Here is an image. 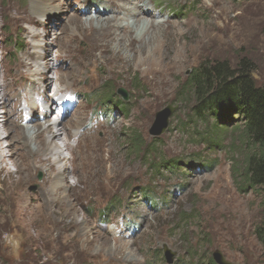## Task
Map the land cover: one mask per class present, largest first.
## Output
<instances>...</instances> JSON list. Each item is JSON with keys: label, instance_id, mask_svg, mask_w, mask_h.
I'll return each mask as SVG.
<instances>
[{"label": "rangeland", "instance_id": "obj_1", "mask_svg": "<svg viewBox=\"0 0 264 264\" xmlns=\"http://www.w3.org/2000/svg\"><path fill=\"white\" fill-rule=\"evenodd\" d=\"M37 1L40 8L47 2L0 0V78L1 65L12 68L26 51L40 50L49 58V68H40L43 79L57 81L64 70L67 77L59 89L69 98H55L53 83L47 93L53 98L48 118L38 117L41 110L25 113L26 108H19L17 116L27 124L32 114L31 122L58 119L70 125L73 129L55 139L61 150L71 138L65 143L68 154L75 153L72 147L79 140L76 153L85 146H105L111 178L108 186L92 192L67 190L71 198L61 199L44 214L30 210L41 203L44 172L27 170L28 182L20 187L23 175L15 172V165L0 166V264H167L164 247L175 254L172 264H206L214 251L231 264H264V249L254 235L264 218V193L239 192L231 173L233 159L240 155L238 133L223 136L217 148H210L207 126L192 123L190 108L178 100L187 75L205 62L226 61L236 67L246 60L256 83L264 85V0H142L132 11L149 8L146 19L155 24L144 36L139 31L145 21L139 22L136 34L146 42L140 52L95 51V56L80 39L55 45L68 13L43 9L44 16L34 18L37 24L14 19L15 10H28ZM99 1L55 0L53 5L85 20L93 16L94 6L104 9ZM128 20L124 23L130 25ZM144 52L150 54L148 59ZM56 57L63 59V68ZM13 77L7 73V83L0 81L4 90ZM14 87L19 95L24 83L18 79ZM118 89L126 92V100ZM38 91L46 94L44 88ZM32 98L38 103L41 99ZM65 98L71 100L67 105ZM118 101L124 105H116ZM167 105L179 107L167 130L152 137L154 115ZM15 106V100L9 104L11 112ZM5 112L0 106V115ZM133 137L145 148L136 151ZM170 160L178 162L177 170L158 168L159 161ZM73 167H66V185L75 181Z\"/></svg>", "mask_w": 264, "mask_h": 264}, {"label": "bare ground", "instance_id": "obj_2", "mask_svg": "<svg viewBox=\"0 0 264 264\" xmlns=\"http://www.w3.org/2000/svg\"><path fill=\"white\" fill-rule=\"evenodd\" d=\"M54 2L55 0H47L41 8L36 5L37 3L39 4L40 1L33 2L28 10H22L21 12L15 10V16L13 17L16 21H28L32 24H37L39 20L36 21L34 18H42L44 16L42 15L43 9L49 8L52 13H68L70 17L66 21V27H64V30L58 37H54L55 43L57 41L55 45H60L62 41L71 45L75 43L77 39H80L87 43L89 54L92 56H95L94 53H106L110 52V50L112 52L115 50L119 53L123 50L133 53L140 52L142 46L146 43L144 39L145 33H149L153 30V25L155 24L152 20L146 19V16L151 14L149 8L143 7V9L139 10L140 12L135 10L132 11L133 7L136 8L142 5V0H100L99 3L104 9L101 11L97 6H94L95 10L93 16H89L88 19L86 18L85 20L80 19L72 10H69V8H65L64 10H61L59 6L55 8V5H53ZM132 12L134 13L132 14ZM135 14H139L140 16H136ZM128 19L132 20L130 25L124 23V21ZM152 19H154V16ZM140 21H145V23L140 26ZM42 23L43 22L40 21L39 24L43 26ZM139 26L142 27L139 33L142 31L144 32L143 37L139 36L141 34H136V29L139 30ZM33 36H35V34H33ZM144 53L146 54L145 59H148L150 54H147L148 52ZM57 57L56 61L60 62V67L63 68L64 63H61L63 59ZM48 60L49 58H46L40 50H35L33 52L26 51L12 68L1 65L4 74L0 78V81L7 83V73L14 74V77L11 79L10 83L7 84L5 90V86L0 84V94L2 93L4 96L3 101L0 99V106L6 111L0 115V125L2 126L0 135L3 136V139H0V141H2V143H0V166L2 169H7L6 167L9 163L15 165V172L23 175L18 178V185L20 187L28 182V175H24V172L26 173L27 170H32V172L42 170L44 172V178L46 176V179L44 180L45 184L42 190L44 193L39 196L41 203L30 208L31 211L44 214H48L50 212L49 209L55 204H59L61 199L67 198L68 200V198H71L72 195L71 193L68 194L67 190L73 191L72 188L79 187L92 192L96 189H100V187L108 186L111 178L110 168L106 166L108 158L104 155L106 152L104 149L105 146L101 145L99 148H89L85 146L76 153L77 148L81 144V140H79L77 144L72 147V151L75 150V153L68 154L69 145L65 143L71 138H68L62 143L61 150H59L60 146L56 145L55 139L60 137L68 128H72L70 125H65L58 119L53 121L46 120V122L43 123L38 122L39 119H34V121L31 122L32 114L27 124L24 123L23 117L20 118L17 116L19 108L20 111L22 108H26V110H24L25 113L30 114L32 111H35V109L36 111L41 110L38 117L40 116L41 119L48 118L50 115L48 103L53 101V98L51 96L48 97L47 93L53 83L57 86L54 91L55 98H69L67 94L62 95L63 93L61 94L60 92V84L67 77L63 72L64 70L59 75L57 81L53 79L45 80L42 78L45 73V68L46 70L49 68L47 66L49 63ZM41 66L44 67V70L42 69L43 71L40 69ZM18 79L24 83V87H20L21 90L19 91L21 93L16 95L17 91L14 85ZM39 88H44L46 94H42L38 91ZM33 95H37L41 98L39 103L37 102L38 100L34 101L32 98ZM14 100L16 101L17 108L15 106L14 112H11L9 104ZM7 115H14L13 120L10 118L8 119ZM77 121H80V119H77ZM79 125L78 122L75 126L76 129ZM75 137L76 136L72 137V139H77ZM19 154H22L23 159L15 160ZM65 154L68 155L67 159ZM73 154L75 156L70 157V155ZM61 162H64L62 167L61 165L59 166ZM72 165L77 175L73 185H66L65 170L66 167H71ZM78 201L79 197H76L74 199V206ZM31 203L33 202L31 201ZM69 203L65 208L67 211L72 209Z\"/></svg>", "mask_w": 264, "mask_h": 264}, {"label": "trees", "instance_id": "obj_3", "mask_svg": "<svg viewBox=\"0 0 264 264\" xmlns=\"http://www.w3.org/2000/svg\"><path fill=\"white\" fill-rule=\"evenodd\" d=\"M252 72L253 67L246 60L236 67L226 61L201 63L185 78L178 100L190 108L192 123L204 122L207 126L205 141L210 148H217L223 136L238 133L240 155L231 165L237 190L264 193V85L256 83ZM104 92L114 97L111 91ZM118 102L116 105H124ZM131 140L136 151L145 148L138 137ZM151 144L154 146L156 140ZM158 165V168L164 165L166 169L177 170L178 162L159 161ZM254 235L264 249V218L254 228ZM206 261L215 264L211 258Z\"/></svg>", "mask_w": 264, "mask_h": 264}, {"label": "water", "instance_id": "obj_4", "mask_svg": "<svg viewBox=\"0 0 264 264\" xmlns=\"http://www.w3.org/2000/svg\"><path fill=\"white\" fill-rule=\"evenodd\" d=\"M117 93L120 95V97L123 100L127 99V94L123 89H118ZM178 107H179L178 105L176 106L167 105L166 107L155 113L154 122L149 130V134L152 137H159L167 130L169 126L170 117L178 109ZM163 256L167 264H172L175 254L167 247H164ZM211 259L215 264H231L225 260V258L219 251H214L211 254Z\"/></svg>", "mask_w": 264, "mask_h": 264}]
</instances>
